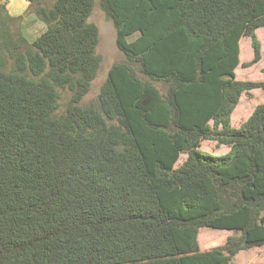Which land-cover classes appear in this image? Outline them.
I'll return each instance as SVG.
<instances>
[{
    "label": "trees",
    "instance_id": "1",
    "mask_svg": "<svg viewBox=\"0 0 264 264\" xmlns=\"http://www.w3.org/2000/svg\"><path fill=\"white\" fill-rule=\"evenodd\" d=\"M51 1L31 43L0 5V264H233L264 246V103L231 126L241 94L264 91L234 75L241 38L242 68L261 60L264 0ZM95 2L124 60L84 105ZM200 228L234 234L202 251L197 235L219 239Z\"/></svg>",
    "mask_w": 264,
    "mask_h": 264
},
{
    "label": "rangeland",
    "instance_id": "2",
    "mask_svg": "<svg viewBox=\"0 0 264 264\" xmlns=\"http://www.w3.org/2000/svg\"><path fill=\"white\" fill-rule=\"evenodd\" d=\"M4 5L7 9V13L14 18L15 20L10 24V28L13 31L14 35L23 37L28 43H31L35 40L44 30L45 26L38 20L35 15V8L37 7H46L50 8L52 6L51 0H35L33 7H29L28 3L25 0H0V5ZM89 21L96 25L98 28V44L96 47V53L100 57V67L97 73V76L92 83L91 90L83 100L84 105L91 104L95 101L96 96L100 90L101 85L105 82L107 78V73L109 68L118 62L124 60V56L121 52L118 51L116 47V30L111 21L107 20L104 13L100 10L98 3L95 2L92 8V12L89 18ZM255 34L261 44V60L257 65H253L249 72V78L252 82H263L264 81V28H258L255 31ZM241 52L240 57L243 62L250 61L253 57L252 48L250 45L249 38L243 37L240 44ZM264 91L256 92L255 96L246 97L242 100V104L239 106L238 111H243L246 109V113L242 117L245 122L246 114L259 104L264 102ZM64 102L68 98L67 94L63 95ZM64 103V104H63ZM246 105V107H244ZM245 112V111H243ZM240 113H235V122L239 119L237 116ZM239 121L238 124H241ZM233 123V122H231ZM235 125V123H234ZM212 145L210 141L203 142L199 151L202 154H207L210 156L226 155L228 154L226 148H221L219 151L213 153L211 151ZM229 149V148H228ZM218 153V154H217ZM186 159L185 154H181L178 162L175 164V167H179ZM208 230L212 233L213 236L218 237L219 242L216 241L210 247L206 248L203 244L204 237H199L197 235V240L202 251L209 250L215 247L223 246L226 242V239L232 236L234 233L226 230H215L210 228H200V231ZM216 243V244H215ZM233 264H264V246L262 247H253L247 250L239 251L232 260Z\"/></svg>",
    "mask_w": 264,
    "mask_h": 264
},
{
    "label": "crops",
    "instance_id": "3",
    "mask_svg": "<svg viewBox=\"0 0 264 264\" xmlns=\"http://www.w3.org/2000/svg\"><path fill=\"white\" fill-rule=\"evenodd\" d=\"M258 30V29H257ZM242 39V38H241ZM241 39H240V41H239V65L234 69V75H235V80H237V81H250V76H249V71L248 70H250L251 69V67H248V68H242V64L243 63H248V62H250V61H247V62H243L242 60H241V57H240V52H241V48H240V44H241ZM260 62V61H259ZM258 62V63H259ZM257 63V64H258ZM257 64H255V65H257ZM254 67V66H253ZM256 92H263V90H260V89H255V90H252V91H249L248 93H242L241 94V96H240V99H239V101H238V104H237V106L235 107V109L233 110V112H232V114H231V122H233V123H231V126L233 127V128H239L240 126H241V124H243L244 122H241V121H243V119H242V117L244 116V114L247 112L246 111V109L245 110H243V111H245V112H243V111H238V109H239V106L242 104V100L243 99H245L246 97H247V94L248 95H252V96H255L256 95ZM264 94V93H263ZM249 97V96H248ZM264 103V102H263ZM244 107H246V105L244 106ZM256 107V106H255ZM255 107H252V109H250V111L246 114V116H245V119L247 120L248 118H249V116L252 114V112H253V110L255 109ZM240 113V115H238L237 116V118H239L236 122H235V113ZM245 120V121H246ZM239 121L241 122V124H238L239 123ZM234 123H235V125H234ZM203 142H205V141H203ZM203 142H201V144H200V147H199V149L201 148V146H202V144H203ZM210 145H212V149H211V151L213 152V153H215V151H219L221 148H226L227 149V151H225V152H228L229 151V147L228 146H224V145H217L216 144V142H212V141H210ZM218 154V153H217ZM218 156H223V155H218Z\"/></svg>",
    "mask_w": 264,
    "mask_h": 264
}]
</instances>
